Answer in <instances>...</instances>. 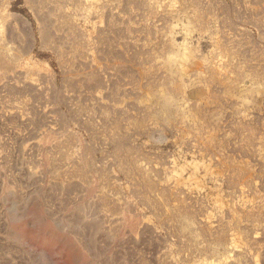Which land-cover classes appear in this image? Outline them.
I'll return each mask as SVG.
<instances>
[{
    "label": "rangeland",
    "instance_id": "1",
    "mask_svg": "<svg viewBox=\"0 0 264 264\" xmlns=\"http://www.w3.org/2000/svg\"><path fill=\"white\" fill-rule=\"evenodd\" d=\"M0 264H264V0H0Z\"/></svg>",
    "mask_w": 264,
    "mask_h": 264
}]
</instances>
